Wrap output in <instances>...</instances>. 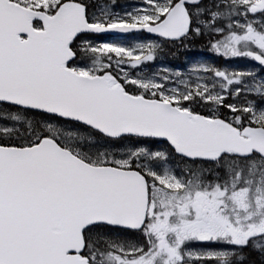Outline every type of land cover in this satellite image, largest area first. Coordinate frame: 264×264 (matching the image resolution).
Wrapping results in <instances>:
<instances>
[{
	"label": "snow or ice",
	"instance_id": "obj_1",
	"mask_svg": "<svg viewBox=\"0 0 264 264\" xmlns=\"http://www.w3.org/2000/svg\"><path fill=\"white\" fill-rule=\"evenodd\" d=\"M0 264H264V0H0Z\"/></svg>",
	"mask_w": 264,
	"mask_h": 264
}]
</instances>
